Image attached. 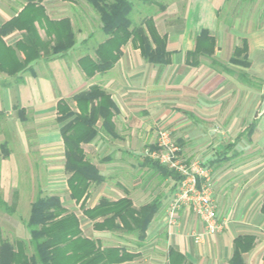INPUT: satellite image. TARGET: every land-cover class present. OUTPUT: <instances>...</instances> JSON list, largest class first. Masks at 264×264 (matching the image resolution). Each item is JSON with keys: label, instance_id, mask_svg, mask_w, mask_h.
<instances>
[{"label": "crops", "instance_id": "0c3cea01", "mask_svg": "<svg viewBox=\"0 0 264 264\" xmlns=\"http://www.w3.org/2000/svg\"><path fill=\"white\" fill-rule=\"evenodd\" d=\"M42 4L50 20H71L76 42L61 55L42 53L29 69L17 75L0 71L3 201L20 208L23 204L18 189L24 181L31 190L29 199L33 196L38 180L36 157L46 174V189L51 191L45 195L60 197L58 191L69 190L61 129L70 119L59 120V102L65 101L71 110L79 111L74 96L99 85L111 95L116 107L115 134L105 132L100 120V135L83 144L87 158L95 146L109 145L111 169L116 168L126 162L125 157L131 162L139 158L140 150L156 148L158 132L165 129L181 148L185 163L199 162L210 169L222 229L196 243L193 234L203 230L200 218L185 207L178 212L177 223L169 226L167 212L176 189L172 196L159 193L161 209L148 227L145 242L167 245L165 264L170 248L194 264H230L235 239L247 235L254 236L255 241L242 254L243 262L264 264V0H135L133 23L147 29L150 22L165 39L170 62H148L140 48L129 41L111 69L92 77L83 69V58L96 60V49L107 39L100 16L86 0H44ZM24 5L23 0H0V27L18 16ZM91 21L97 22L94 29ZM36 28L41 40L51 39L39 23ZM205 31L214 38V51L211 56H195L197 38ZM23 35V29H16L3 39L14 47ZM243 47L250 62L247 68L233 62L236 48ZM17 54L24 58L22 52ZM213 61L227 70L213 65ZM241 74L249 81L245 82ZM171 182L175 187L172 178L162 185ZM124 196L136 207L147 204L137 206L130 189L117 199ZM102 197L92 195L90 188L86 207H94ZM76 206L80 208V204ZM84 218L96 233L90 238L101 242L103 238L97 234L106 232L116 243L106 247L129 244L127 234L122 237L117 232L97 231L93 222ZM133 252L139 253L135 259L142 257L141 251Z\"/></svg>", "mask_w": 264, "mask_h": 264}, {"label": "trees", "instance_id": "16d2710c", "mask_svg": "<svg viewBox=\"0 0 264 264\" xmlns=\"http://www.w3.org/2000/svg\"><path fill=\"white\" fill-rule=\"evenodd\" d=\"M25 5L18 16L0 27V71L9 75H17L29 69L31 63L41 58L42 53L51 57L64 54L76 42L75 30L69 18L50 20L42 4L44 0H23ZM100 15L102 31L107 39L96 49L97 59L83 58V69L87 76L111 69L118 61L121 48L132 41L140 48L145 60L155 64H168L170 53L166 41L147 22L135 25L131 19L134 4L131 0H86ZM36 23L44 28L48 41L38 35ZM24 30L23 38L16 46H7L3 37L14 30ZM215 41L208 32L197 38L195 56H211ZM17 51L24 58L18 57ZM233 62L244 68L250 62L245 48H236ZM213 65L227 68L216 61ZM245 82L249 79L241 74ZM79 111L71 110L65 101L59 102V120H69L61 132L65 146V168L69 174L68 187L70 196L76 204H80L83 216L93 222L97 231L122 232L135 234L139 245L147 239V230L160 211L161 198L157 197L140 207L133 200L124 196L117 200L102 197L97 205L86 207L89 190L93 184L104 182V176L93 164L83 149V144L92 142L100 133L99 121L105 132L114 135L113 123L116 107L111 95L99 85H92L88 90L74 96ZM154 149V148H153ZM143 167L152 169V176L164 182L172 178L177 189L182 177L174 170L145 157ZM0 208L13 214L14 209L6 204L0 195ZM264 213V202L262 206ZM30 234L28 244L23 240L15 243L0 239V264H125L139 256L124 246L104 247L98 240L87 237L78 214L68 209L59 196L39 194L31 204L28 220L25 222ZM252 235L239 236L234 241V255L230 264H245L242 254L254 245ZM168 264H194L179 251L170 248Z\"/></svg>", "mask_w": 264, "mask_h": 264}, {"label": "rangeland", "instance_id": "374dc122", "mask_svg": "<svg viewBox=\"0 0 264 264\" xmlns=\"http://www.w3.org/2000/svg\"><path fill=\"white\" fill-rule=\"evenodd\" d=\"M112 1L114 0H107V2ZM132 1L135 2V0ZM97 14L99 15L98 12ZM134 16L135 14H133L131 18L134 19ZM96 23L94 21L90 22L92 29L96 27ZM102 138L104 139V137ZM140 151L141 154L139 155V158L130 159L131 162H129L128 158L125 157V163L116 165L114 166L116 168L112 167L111 169V148L109 145H106L104 148H96L95 146L92 149V152L88 153V158L96 163L97 167L101 170L100 172H102L104 174L103 176L106 177V180L101 184H93L91 187V194L94 195L95 193H98L99 195L109 199H117L120 195L125 194V189H130L137 206L151 202L155 198L159 197L158 195H160L159 193L161 192L165 195L169 194L168 196H172L173 191L176 189L173 185H171L173 182L168 185H162L163 182H161L160 179H157L156 176H152V169L145 170L146 167L141 165L145 149ZM35 161V174L38 180L37 182L35 181L33 196L29 199L31 196V190H29L26 184L27 181H24L25 185L21 184L18 189L20 192L19 197L23 205L20 206V208H15L13 214H10L5 209L0 208V239H7L12 243H15L17 240H23L28 244L29 253L32 252V248L28 243L30 240V234L25 224L31 211V205H29V202L32 200L34 201L39 194L45 195L51 193L50 190L46 189V174L44 173L42 164L38 163L40 162L39 157H36ZM24 176H27V173H25ZM111 176H114L112 180ZM134 184H137L136 188L133 187ZM58 192H60V197L64 205L71 211L78 214L82 221L81 224L84 228V234L87 237L93 238L96 233H94L91 225L86 223L79 207L76 206L75 202L70 199L69 190L65 188ZM97 235L102 236L103 239L101 240V243L104 247L116 244L114 241L111 242V233L105 232ZM117 235H122V237L125 236L122 232H117ZM126 240L129 244L126 242L125 244H122L123 246L131 251H141L142 253L141 258L134 259L127 264L166 263L167 245L165 243L161 242L157 246L155 242H145L146 244L143 242L139 245V240L135 234H127Z\"/></svg>", "mask_w": 264, "mask_h": 264}, {"label": "built area", "instance_id": "2783aa9c", "mask_svg": "<svg viewBox=\"0 0 264 264\" xmlns=\"http://www.w3.org/2000/svg\"><path fill=\"white\" fill-rule=\"evenodd\" d=\"M181 148L174 141L169 130L161 129L157 136V147L147 148L144 156L177 172L181 177L167 212V223H177L178 212L188 207L203 224L202 232H195L196 243H203L207 237L222 229L218 209L214 199L213 181L210 169L199 162L185 163L180 155Z\"/></svg>", "mask_w": 264, "mask_h": 264}]
</instances>
